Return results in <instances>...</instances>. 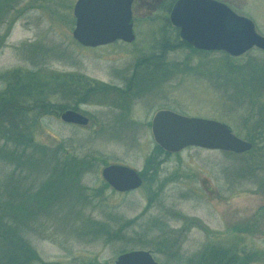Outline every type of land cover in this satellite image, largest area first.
<instances>
[{
	"label": "rangeland",
	"instance_id": "1",
	"mask_svg": "<svg viewBox=\"0 0 264 264\" xmlns=\"http://www.w3.org/2000/svg\"><path fill=\"white\" fill-rule=\"evenodd\" d=\"M0 1V95L26 85L27 102L49 104L18 125L13 113L0 120V202L21 191L30 215L38 214L18 227L35 255L51 264H114L137 248L160 264H264V51L230 56L177 45L168 19L175 0H134L135 39L95 48L72 37L76 0ZM216 1L264 36V0ZM87 87L79 102L74 90ZM69 108L89 124L62 122ZM161 109L223 122L252 148L166 153L151 133ZM27 139L33 151L57 157L47 164H76L71 181L53 187L67 201L52 194L49 205L35 202L47 198L37 194L52 169L27 161ZM113 163L139 171L142 186L110 189L100 172Z\"/></svg>",
	"mask_w": 264,
	"mask_h": 264
},
{
	"label": "water",
	"instance_id": "2",
	"mask_svg": "<svg viewBox=\"0 0 264 264\" xmlns=\"http://www.w3.org/2000/svg\"><path fill=\"white\" fill-rule=\"evenodd\" d=\"M132 0H77L73 13L72 35L83 46L95 47L115 40L134 39L131 23ZM170 21L179 27L181 39L201 50H223L239 56L256 46L264 50V37L257 34L253 23L215 0H177ZM66 123L87 125L88 118L74 110L59 116ZM160 147L177 152L189 146L242 153L251 144L235 136L224 123L187 117L170 110L158 111L152 119V132ZM103 179L116 191L138 188L141 177L128 166L107 165ZM115 264H157L150 251L132 250L116 257Z\"/></svg>",
	"mask_w": 264,
	"mask_h": 264
},
{
	"label": "trees",
	"instance_id": "3",
	"mask_svg": "<svg viewBox=\"0 0 264 264\" xmlns=\"http://www.w3.org/2000/svg\"><path fill=\"white\" fill-rule=\"evenodd\" d=\"M6 7L5 9H7ZM0 9H3L2 6H0ZM178 44L188 46L186 42L180 40L179 41L177 40V45ZM168 47L169 45H167L166 43L163 46H161V49L163 48L162 49L163 54L166 50H168ZM78 90L79 89L77 90L75 89L74 92L79 96L78 97L79 102L80 101L83 102V100L87 98V95L91 93L93 88L87 87L84 90H79V91ZM99 90H108V86L101 85L99 86ZM13 92L7 94V96H4L5 92H3L0 95V117L1 115H3L11 119L13 113L15 115L14 118H12L13 119L12 121H15L17 125L19 124V121L24 122L25 119H27V115H29L31 110L40 109L44 107L46 108L47 106H49V104L47 102H44V100L43 101L38 100L37 103L27 102V98L30 97H27L26 85L21 86L20 89L14 87ZM69 92H72V90H69ZM20 93H22L23 95ZM9 96L12 98H9ZM0 120H5V119L1 117ZM0 123L4 124L3 121H0ZM8 124L10 123L8 122ZM6 135L7 133H5V136ZM27 148L33 151V149H31L32 141L29 139H27ZM34 151H33L34 155H32V158H30L28 155L27 161L33 160L34 162H38L40 160V162H43L47 168L52 169V172H50L52 176L51 174H49L48 176L49 178H47L46 175V178L44 179L43 184L41 188L38 190V194H37V197H41L40 193L41 194L45 193L47 194V198L41 197L42 199L39 200V202L38 201L35 202H37L41 207H44V205L46 204L49 205L51 203V200L54 196L58 201H62V202L67 201L68 199L59 198L58 195L55 193V189H53V187H55V185L61 180L65 182L71 181L70 179H68V177H71L72 173H77L76 164L75 167L73 165V167L71 168L70 166H68V164L67 166L61 167L59 166L60 165L59 163L56 164L57 161L49 165L47 164V162L53 161L52 160L53 158L57 160L56 156H49V154H47L46 152L47 150H42L41 148L34 149ZM44 151L46 152V154L44 153ZM38 153L40 154L37 155ZM36 155L40 156V158L36 157ZM15 158L20 159V157L18 158L17 156H15ZM18 165L20 166L21 163L19 162ZM56 169H58V171H56ZM48 173L49 172H47V174ZM79 174L80 173L78 172V175ZM51 177L53 178L51 179ZM77 178L78 179L76 181H79L80 175ZM52 182H56V183H52ZM17 191L19 192L20 190L18 189ZM71 191H73V189ZM77 191H75L74 189L73 193L75 194V192ZM12 193L14 194V196ZM19 193L21 195V198H18V195H16L15 192L9 191L5 194L6 197L5 201H3V203L0 202V264H51L42 261L31 250L29 243H27L26 240L22 241V239L19 238L18 227H27L28 225H30V222L32 221L34 222L35 219L38 218V214H35L34 216L30 215L29 210H27V203L25 204V202L23 201L24 198L22 192L20 191ZM52 194H54V196H52Z\"/></svg>",
	"mask_w": 264,
	"mask_h": 264
}]
</instances>
